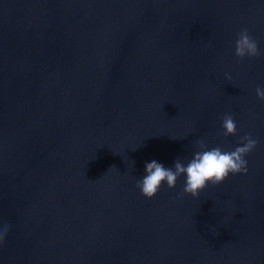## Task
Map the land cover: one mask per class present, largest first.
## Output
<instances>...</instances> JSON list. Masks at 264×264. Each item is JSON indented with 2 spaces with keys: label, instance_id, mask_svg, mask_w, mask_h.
I'll return each mask as SVG.
<instances>
[{
  "label": "water",
  "instance_id": "95a60500",
  "mask_svg": "<svg viewBox=\"0 0 264 264\" xmlns=\"http://www.w3.org/2000/svg\"><path fill=\"white\" fill-rule=\"evenodd\" d=\"M241 28L264 53V0H0V264H264V55H234ZM246 133L247 174L136 187Z\"/></svg>",
  "mask_w": 264,
  "mask_h": 264
},
{
  "label": "clouds",
  "instance_id": "9594fccd",
  "mask_svg": "<svg viewBox=\"0 0 264 264\" xmlns=\"http://www.w3.org/2000/svg\"><path fill=\"white\" fill-rule=\"evenodd\" d=\"M234 55L243 60L245 57H259L264 53L249 30L241 28L235 39ZM225 79L231 81V74L225 73ZM255 91L257 98L264 101V87L257 86ZM221 127L224 130L223 136L236 135L237 124L234 114L224 113L221 117ZM239 140L240 144L234 150L225 151L219 145L209 148L204 139H197L195 145L198 150L192 154L186 164L177 158L172 167H165L162 163L152 160L145 164L146 174L137 179L136 187L143 196L152 198L159 192L162 184L166 182L169 189L175 188L177 180L184 175V187L175 198H182L184 194L198 198L200 192L209 183L216 186L226 180L229 174H247L249 169L245 157L258 146L260 141L250 133L239 137ZM8 231L7 225L0 229V245L6 239ZM213 232L215 235L219 234L215 229Z\"/></svg>",
  "mask_w": 264,
  "mask_h": 264
}]
</instances>
